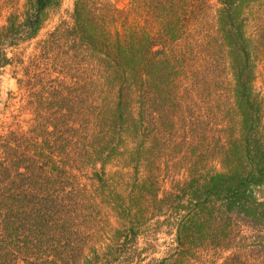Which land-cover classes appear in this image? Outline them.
<instances>
[{
    "label": "trees",
    "instance_id": "trees-1",
    "mask_svg": "<svg viewBox=\"0 0 264 264\" xmlns=\"http://www.w3.org/2000/svg\"><path fill=\"white\" fill-rule=\"evenodd\" d=\"M59 1L26 0L0 26V68L24 74L20 86L30 87L26 105L36 119L27 132L0 131V264H116L118 257L120 264L139 263L143 252L133 242L140 225L133 221L144 207L135 198L115 201L106 160L115 152L136 173L133 181H142L140 172L151 174L142 169L155 164L154 150L166 145L165 130L179 116L187 146L180 150L182 179L169 193L176 186L181 193L172 195L176 206L163 223L171 240L155 264H214L213 256L227 250L228 232L243 231V257L222 264H264V95L255 89L264 25L260 35L245 32L248 14L264 9V0H217L215 24L206 18V0H121V7L75 0L70 21L36 43L27 61L20 52L8 57L37 37ZM4 5L0 0V11ZM214 62L227 67L229 89L223 80L207 84ZM45 63L54 74L47 85L35 72ZM100 97L110 105L101 108ZM224 110L230 119L214 123ZM107 122L117 133L103 145ZM231 123L236 131L228 142ZM26 136L34 144L23 145ZM97 161L100 173L82 182L75 172L95 169ZM158 195L154 189L138 198L154 212ZM109 214L119 227L105 224Z\"/></svg>",
    "mask_w": 264,
    "mask_h": 264
},
{
    "label": "rangeland",
    "instance_id": "rangeland-1",
    "mask_svg": "<svg viewBox=\"0 0 264 264\" xmlns=\"http://www.w3.org/2000/svg\"><path fill=\"white\" fill-rule=\"evenodd\" d=\"M26 0H4V8L2 11H0V26L5 24L7 16L13 12V10H18L19 12L22 11V6L25 3ZM75 0H60L59 3L56 5L50 7L47 10L44 24L39 31L37 37L30 41L27 44H24L22 48L19 50H16L15 52H12V50L7 51V56L11 57L14 53L20 52L21 55L26 59L27 57L33 53L34 46L36 43L40 42L41 40H44L47 37V34L52 32L57 26H59L62 23H68L70 21V15L73 11V4ZM113 4H116L117 6H123L122 3H120L121 0H110ZM207 2V9H206V18L209 20V24H215L212 17L216 13L217 6V0H206ZM259 6H254L253 11H256V13L248 14L249 18L251 19L249 22H246L247 27L245 28L246 35L249 37H252L255 35H260V30H262V25H264V9L261 7L258 9ZM247 15V14H246ZM244 16V15H243ZM220 53V52H219ZM219 53H215V55H219ZM263 53V50H262ZM263 55L261 54L260 57ZM205 62H209V59H207ZM204 64V63H203ZM217 66H214L213 74L214 76L207 78L209 84L211 80H223L225 89H229L231 87L230 82H232V77L227 71V67H225L224 64H219L214 62ZM262 64L258 65L256 75V83H255V89L256 92L261 91L264 95V66L261 67ZM219 66V67H218ZM41 71L40 75H43V77L46 79L44 82L47 85L48 79H52L54 74H52V69L50 65H47L46 63L43 64L40 68L35 69V72ZM34 72V73H35ZM34 73H31L33 75ZM24 74L22 72H15L13 74V69L11 67L7 68H0V131H5L9 128L15 130V129H21L23 131L26 130L29 131L31 128L34 127L35 123V114L32 113V111L28 108L27 104V95L26 93L30 87H24L22 88V85L20 86L21 82L24 80ZM32 77V76H30ZM17 80H19V84L17 83ZM45 85V87H46ZM221 86V87H222ZM37 91V89H33V92ZM24 97V99H23ZM21 99L24 100V102L21 101ZM24 103L25 105L23 106ZM98 103L100 104L101 108H105L106 105H110L109 99H106L104 97H100ZM217 111V109L215 110ZM42 115V114H41ZM92 119L94 116L89 115ZM218 122L213 121L214 123H221L226 122L227 118L230 119V113L227 110L222 111V113L218 114ZM40 119H38L39 121ZM94 120V119H93ZM176 121V120H175ZM33 122V123H32ZM183 121L179 116V120L176 121V124L174 127L167 126L166 131V138L167 143L165 146H162L158 150H154L155 153V160L154 165H145V167L142 170L149 171L151 174H148L144 171L140 172V178H144L142 181L136 182L133 181L134 176L136 173L133 172V170L126 166V160L123 158H120L118 155H115L114 153L109 155L106 160V177L109 180V182L112 183V188L114 190H117V197L115 198V201L117 202H123L125 205H127L128 200L135 198L136 204L138 203L142 204V207H144V213L140 214L142 217L141 219H134L133 223H136V233L137 236L134 239V246L142 250V260L139 263L135 264H152L156 263L157 261L161 260L165 256L166 248L165 245L170 242L171 238L170 236H167V227L163 226L164 223V217L167 213L168 209H172L176 206V203H173L175 200L172 195H177V193L180 190L179 186H176V190L173 191L175 194H170L169 190L171 189L170 183L172 181H178L182 179L183 171V151L186 149V144L182 142V133H183ZM100 126L103 127L102 123H100ZM88 127V126H87ZM231 127V131L228 133L227 140L230 141V137L232 134H235L233 123L229 125ZM109 128V123L107 122L105 127L102 128V140L101 143L105 145V143L112 138H115V134L117 133L116 128L113 129L111 127ZM100 130V128H99ZM96 131H98V126L93 125L89 127V130L86 134L89 140L92 139V136L95 135ZM239 131V130H238ZM108 135V138L104 140V136ZM93 141V140H91ZM180 142L183 144L182 148L180 145ZM186 143V142H185ZM34 142L31 138L26 136L25 141L23 142V145H32ZM81 149L83 148V145L81 144ZM72 149L77 150L78 148L74 145L72 146ZM183 149L182 154L180 155V150ZM73 150V151H74ZM78 151V150H77ZM79 152L75 153L74 157ZM193 161V160H190ZM86 165V168H83L79 172H75L78 176H81L82 182H87V179L89 180L93 172L96 171L98 174L100 173V170L102 168V165L100 161L96 162V168H90V166ZM160 168V171H157V169ZM156 169V170H155ZM23 171V170H22ZM26 171H24V174ZM40 173V171H38ZM122 175H121V174ZM139 173V172H138ZM126 174V175H125ZM125 175V176H123ZM41 175L38 174V177ZM9 179L12 178V175L8 176ZM155 177H158V186L157 184L155 187H153L151 180ZM111 185V184H110ZM116 185V186H115ZM195 185V184H194ZM160 188V190L158 189ZM154 189H157L159 192L158 198L161 200L160 203H155L153 206L157 209V211L152 212L153 210L150 209L148 204L144 206L143 203L140 201V198L138 196H143L144 198L151 197V193L154 191ZM181 193V192H179ZM150 194V195H149ZM166 199V201L162 199ZM138 200V201H137ZM99 207V206H98ZM103 209V208H100ZM98 215L103 217V212H98ZM106 219L105 224L109 225L110 227L117 228L119 227L118 219L112 216V214H109L107 217H104ZM231 223H236L235 220L231 217L230 219ZM157 222H162L160 225L157 224ZM121 225L124 223L123 220H120ZM236 225V224H234ZM109 228V227H108ZM226 247L227 250L221 251L219 250V253L213 256L212 263L214 264H222L225 258L232 257L235 255H240L243 257L244 255V231L241 233H232L228 232L226 236ZM220 241V235H216L215 243ZM117 252V249H115ZM121 258H117V263L120 264L119 260ZM18 264H22L19 262ZM201 264H205V262H201ZM243 264V263H240Z\"/></svg>",
    "mask_w": 264,
    "mask_h": 264
}]
</instances>
